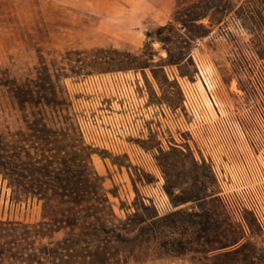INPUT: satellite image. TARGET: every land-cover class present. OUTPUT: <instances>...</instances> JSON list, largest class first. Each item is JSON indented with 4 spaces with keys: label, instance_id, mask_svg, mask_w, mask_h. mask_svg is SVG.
I'll return each instance as SVG.
<instances>
[{
    "label": "rangeland",
    "instance_id": "obj_1",
    "mask_svg": "<svg viewBox=\"0 0 264 264\" xmlns=\"http://www.w3.org/2000/svg\"><path fill=\"white\" fill-rule=\"evenodd\" d=\"M132 3L0 0V164L26 193L0 169V264L87 263L32 193L100 213L111 264H264V0H177L170 29Z\"/></svg>",
    "mask_w": 264,
    "mask_h": 264
},
{
    "label": "trees",
    "instance_id": "obj_2",
    "mask_svg": "<svg viewBox=\"0 0 264 264\" xmlns=\"http://www.w3.org/2000/svg\"><path fill=\"white\" fill-rule=\"evenodd\" d=\"M165 28H173V24L170 23ZM0 169L3 170L1 173L4 175L5 179L10 181V185L14 189L16 195L15 200L20 201L26 193L23 190L18 174L2 164H0ZM32 194L40 195L46 201L43 213V223L52 228L53 232H56L55 229L58 231H68L67 238L62 243L57 244L58 246H65L66 248L63 249L64 251L74 252L76 248L77 250L79 248L82 249L83 258L87 261L86 264H111L112 259L108 258L110 247L104 243L103 239H101V234H107L109 229L102 224L101 218L99 217L100 213H92L91 211L94 210L93 208L75 205L62 210L59 215L52 216L48 212L51 208L50 203L52 202V199L42 195V193ZM106 208L112 211L111 216L115 219L112 206L108 205ZM92 218L96 219L97 223H93L91 221ZM82 244L86 245V247H82ZM92 244L96 245L98 251L92 250Z\"/></svg>",
    "mask_w": 264,
    "mask_h": 264
},
{
    "label": "crops",
    "instance_id": "obj_3",
    "mask_svg": "<svg viewBox=\"0 0 264 264\" xmlns=\"http://www.w3.org/2000/svg\"><path fill=\"white\" fill-rule=\"evenodd\" d=\"M132 7L139 5L137 1L132 0ZM142 6H145L148 10L145 14H136L133 12L130 15L129 21L134 23H143L147 19L151 18L153 21L161 25H166L170 23L176 9H177V0H141Z\"/></svg>",
    "mask_w": 264,
    "mask_h": 264
},
{
    "label": "built area",
    "instance_id": "obj_4",
    "mask_svg": "<svg viewBox=\"0 0 264 264\" xmlns=\"http://www.w3.org/2000/svg\"><path fill=\"white\" fill-rule=\"evenodd\" d=\"M259 110H261L263 112L262 114V123L264 126V88L262 91V105H260L258 107ZM252 150V156H253V148H251ZM256 162V166L262 171L263 174V178H264V132H263V147L261 149V151L258 153L257 155V159L255 160ZM234 211L237 214V216L239 215L241 217L242 213L245 211H250L252 213H254V215L256 217H258V213L256 210V203L253 201H251V203L248 204H237V206L234 207ZM238 217V220L241 221V218ZM240 218V219H239Z\"/></svg>",
    "mask_w": 264,
    "mask_h": 264
}]
</instances>
